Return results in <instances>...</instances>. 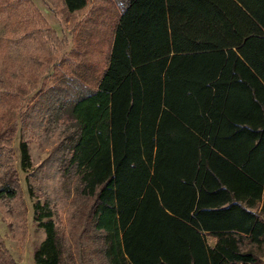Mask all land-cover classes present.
<instances>
[{"label":"trees","instance_id":"trees-1","mask_svg":"<svg viewBox=\"0 0 264 264\" xmlns=\"http://www.w3.org/2000/svg\"><path fill=\"white\" fill-rule=\"evenodd\" d=\"M61 1L69 14L88 4ZM104 1L74 27L83 53L53 64L62 77L31 107L47 124L63 109L74 121L61 169L92 200L90 253L102 264H263L264 0ZM37 22L29 0H0V128L22 100L5 87L8 62L34 87L28 67L48 57L52 31ZM14 23L25 30L11 39ZM10 159L0 154V200L20 205L15 229L24 209ZM32 209L45 234L34 263L59 264L54 211L38 198ZM0 264L15 261L0 253Z\"/></svg>","mask_w":264,"mask_h":264},{"label":"rangeland","instance_id":"rangeland-1","mask_svg":"<svg viewBox=\"0 0 264 264\" xmlns=\"http://www.w3.org/2000/svg\"><path fill=\"white\" fill-rule=\"evenodd\" d=\"M29 2L45 21V25L38 22L35 25L43 27L42 29L47 27L52 33L47 35L46 40L44 39L48 48L47 59L42 61L41 66L38 63L28 67H32L31 70L35 73L28 74L30 79L36 80L33 83L35 88L22 84L23 78L13 74V63L8 62L7 65L10 70L6 75L9 80L5 82V87L10 92L18 94L22 100L14 101L15 110L8 107L6 112L4 111L3 119L7 122L0 128V154L5 153L9 158L11 157L8 163L11 164L14 176L19 182L24 215L23 221L18 220L19 224L14 226V229L12 223L18 219L14 214L20 209V205L9 204L8 200H0V253L11 254L15 264H35L34 252L45 236L43 229L34 219L32 209V204L38 198L40 201L46 200L55 214L57 241L61 251L59 264H102L100 254L90 253L89 250L93 242L89 216L92 200L81 195L75 175L67 174L61 169V160L67 151V144L64 148L59 145L67 142L64 137L71 132L74 121L69 111L63 109L58 119L53 117L56 121L47 124L32 115L31 107L32 104L37 103L39 94L36 91L42 86L45 89L47 86L57 84L62 77L60 72H54L53 64L61 61L62 57L64 59L69 56L72 59L73 57L68 54L71 49L83 53V47L79 45L80 39L74 27L78 23L81 29L96 13L98 5H104L105 1L88 0L87 7L76 14L67 13L61 0H29ZM105 6L107 7L106 4ZM23 26L15 25L16 29L11 27L12 33L9 38L16 39L21 36L25 30ZM99 56L97 61L103 58ZM74 61L75 64L80 63L79 59ZM19 62L26 65L22 60H18V65ZM63 69L67 70L65 67ZM18 107L21 108L20 111ZM15 111L17 112L14 113ZM21 130L22 139L26 140L31 157L30 167L27 169H22L20 164ZM27 176L32 183L35 197H31L28 193ZM2 183L0 174V185ZM209 241L213 242L212 239Z\"/></svg>","mask_w":264,"mask_h":264},{"label":"crops","instance_id":"crops-1","mask_svg":"<svg viewBox=\"0 0 264 264\" xmlns=\"http://www.w3.org/2000/svg\"><path fill=\"white\" fill-rule=\"evenodd\" d=\"M263 264H264V257H263Z\"/></svg>","mask_w":264,"mask_h":264}]
</instances>
